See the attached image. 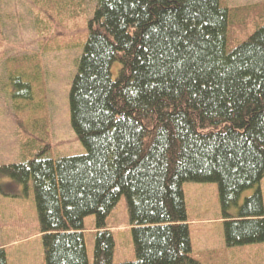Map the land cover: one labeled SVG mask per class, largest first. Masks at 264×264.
<instances>
[{
  "label": "trees",
  "instance_id": "trees-1",
  "mask_svg": "<svg viewBox=\"0 0 264 264\" xmlns=\"http://www.w3.org/2000/svg\"><path fill=\"white\" fill-rule=\"evenodd\" d=\"M231 10L223 0H97L69 94L86 152L0 165V177L34 184L46 264H90V215L93 264H202L187 182L217 184L227 247L264 242V23L229 48ZM18 66L11 77L30 89ZM124 195L136 260L116 263L107 220Z\"/></svg>",
  "mask_w": 264,
  "mask_h": 264
},
{
  "label": "rangeland",
  "instance_id": "rangeland-1",
  "mask_svg": "<svg viewBox=\"0 0 264 264\" xmlns=\"http://www.w3.org/2000/svg\"><path fill=\"white\" fill-rule=\"evenodd\" d=\"M223 1L232 9V48L264 23V0ZM96 4L97 0H0V165L25 162L40 152L55 159L86 152L71 125L69 94ZM21 63L23 80L30 83V89L16 81L18 76L11 77ZM120 67L114 63L113 78ZM195 186L206 191L190 195ZM260 187L264 196V178ZM184 189L196 260L202 264H264V242L226 246L223 224L217 221L221 206L216 183L187 182ZM254 191H245L242 201ZM201 206L209 211H202ZM214 214L216 221L211 222ZM107 224L116 242L114 261L136 260L125 195ZM85 228L93 263L95 216L86 218ZM0 246L11 256L24 257L28 264H46L32 181L23 185L0 177ZM13 261L22 263V259Z\"/></svg>",
  "mask_w": 264,
  "mask_h": 264
},
{
  "label": "crops",
  "instance_id": "crops-1",
  "mask_svg": "<svg viewBox=\"0 0 264 264\" xmlns=\"http://www.w3.org/2000/svg\"><path fill=\"white\" fill-rule=\"evenodd\" d=\"M193 189L195 190V192H193ZM184 191H185V196H186V203H189V198H188V193L186 192V190L184 189ZM206 191V189L204 188V187H197L196 188V186L195 187H191V190H190V192H189V194L190 195H193L194 193L198 196V194H200V193H203V192H205ZM187 205V204H186ZM205 209H207V207H204V206H201V210L202 211H204ZM208 211H209V209H207ZM187 214H188V222L190 223V220H189V214H190V209L189 208H187ZM199 221H201V220H199ZM210 221L211 222H213V221H216V218H215V214H214V216H212L211 218H210ZM217 221H219V222H221L222 224H223V222H224V218H223V215H222V211H221V217L217 220ZM110 228V227H109ZM223 228H224V225H223ZM111 229V228H110ZM190 231H191V223H190ZM207 232L208 231H206V234H207ZM192 233H191V238H192ZM192 242H193V238H192ZM219 243H220V245H221V241H219ZM226 244V243H225ZM0 248H4L5 250H6V252H7V255H8V264H11V261L13 262V264H15L14 263V261L13 260H15V259H19L20 261H21V259H22V263L21 264H26L27 262H26V259L24 258V257H19V255H17V254H15V253H13V255L11 256L10 254H9V252H8V250L5 248V246H0ZM88 249V248H87ZM15 255H17L18 256V258H13ZM88 256H89V263L90 264H93L92 263V259H91V257H90V251H89V249H88ZM43 262L44 261H42L41 262V264H43ZM16 264H19L18 262L16 263ZM28 264V263H27Z\"/></svg>",
  "mask_w": 264,
  "mask_h": 264
}]
</instances>
